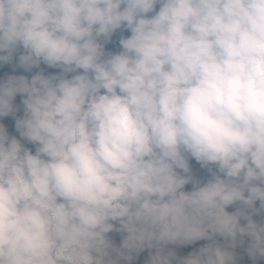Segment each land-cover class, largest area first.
I'll return each instance as SVG.
<instances>
[{
  "label": "clouds",
  "instance_id": "9594fccd",
  "mask_svg": "<svg viewBox=\"0 0 264 264\" xmlns=\"http://www.w3.org/2000/svg\"><path fill=\"white\" fill-rule=\"evenodd\" d=\"M4 66L0 264H264V0H0Z\"/></svg>",
  "mask_w": 264,
  "mask_h": 264
},
{
  "label": "rangeland",
  "instance_id": "374dc122",
  "mask_svg": "<svg viewBox=\"0 0 264 264\" xmlns=\"http://www.w3.org/2000/svg\"><path fill=\"white\" fill-rule=\"evenodd\" d=\"M56 70H52V69H49L47 72H55ZM17 103H19V97H17ZM6 127L9 129L10 133L12 134H15L14 133V127H13V121L11 120V118H5L3 121H2ZM229 211H232L233 209L232 208H229L228 209ZM117 240V243L119 242V237H116L115 238ZM188 251H191V248H184V249H179L178 252L179 254H186ZM144 255L146 254H142L141 257H140V260L138 261V264H142V260L144 258ZM242 264H251L250 261L247 260V258L245 257V260L242 262Z\"/></svg>",
  "mask_w": 264,
  "mask_h": 264
},
{
  "label": "trees",
  "instance_id": "16d2710c",
  "mask_svg": "<svg viewBox=\"0 0 264 264\" xmlns=\"http://www.w3.org/2000/svg\"><path fill=\"white\" fill-rule=\"evenodd\" d=\"M48 70L49 69H46V72ZM33 71H36V70L34 69ZM5 74H13L10 66H4L3 68H0V77H3ZM14 74H17V75H19V74L27 75L26 73H23L22 70H17V72L14 73Z\"/></svg>",
  "mask_w": 264,
  "mask_h": 264
},
{
  "label": "crops",
  "instance_id": "0c3cea01",
  "mask_svg": "<svg viewBox=\"0 0 264 264\" xmlns=\"http://www.w3.org/2000/svg\"><path fill=\"white\" fill-rule=\"evenodd\" d=\"M118 237V236H115V238Z\"/></svg>",
  "mask_w": 264,
  "mask_h": 264
}]
</instances>
